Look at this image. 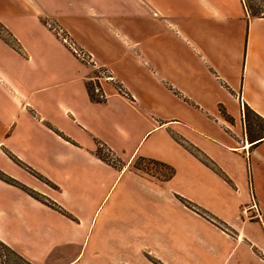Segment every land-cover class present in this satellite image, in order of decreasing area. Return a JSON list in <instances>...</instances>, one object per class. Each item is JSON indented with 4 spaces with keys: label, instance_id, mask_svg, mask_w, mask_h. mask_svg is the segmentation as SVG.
Wrapping results in <instances>:
<instances>
[{
    "label": "crops",
    "instance_id": "obj_1",
    "mask_svg": "<svg viewBox=\"0 0 264 264\" xmlns=\"http://www.w3.org/2000/svg\"><path fill=\"white\" fill-rule=\"evenodd\" d=\"M0 5V27L14 37L34 29L51 45L53 65L49 73L19 74L28 94L36 95L35 105L27 103L25 121L16 132L12 126L8 129L10 123L0 124V143H36L38 137L48 136L68 152L48 156L49 172L36 168L51 188L8 173L14 181L70 215L75 213L66 196L91 220L102 211L104 231L120 240L129 238L136 251L146 249L158 264H190L191 259L200 264L183 240L189 235L187 221L203 218L163 195L165 190L153 178L147 176L149 181L131 166L136 158L158 161L159 144L168 143L172 151L190 156L178 145L180 139L228 168L237 169L241 163L245 172L251 169V192L241 193L238 207L253 205L256 212L247 210L248 218L260 219L264 228V17H250L242 0H0ZM44 22L56 23L96 64L109 70L112 82H101L104 101L90 96L92 69L49 32H42ZM0 46L7 48L1 35ZM44 80L52 84L39 87ZM113 84L120 85L125 96ZM98 145L121 160L115 166L119 169L97 157ZM27 147L41 159L34 145ZM114 174L129 175L153 196L161 194L186 220L179 231L157 230L155 201H148L145 212L135 201L121 206L120 199L104 208ZM250 197L254 204L248 206ZM44 218L49 222L43 224ZM54 222L75 225L0 181L2 244L14 248L30 232L51 236L49 246L54 248L61 245ZM141 239L149 245L138 244ZM158 243L162 251L155 248Z\"/></svg>",
    "mask_w": 264,
    "mask_h": 264
},
{
    "label": "rangeland",
    "instance_id": "obj_2",
    "mask_svg": "<svg viewBox=\"0 0 264 264\" xmlns=\"http://www.w3.org/2000/svg\"><path fill=\"white\" fill-rule=\"evenodd\" d=\"M250 1L255 2V0ZM45 23L54 24L44 22L45 29L42 32H49L56 39ZM17 24L19 23H15ZM0 35L7 47L0 46V124L6 126L10 123L8 129L12 126L11 131L16 132L21 123L25 121L26 107L28 104L34 106L36 97V95L28 94L29 91L24 89L18 76L19 74L29 76L40 72H51L53 69L52 49L49 42L44 40L40 34H35L34 29L31 28L26 30L22 37H14L11 31L0 27ZM51 84V80H44L38 86L46 87ZM34 87L37 88V86ZM176 141L190 156L172 151L168 143L159 144L161 146L157 150L160 156L158 161L136 158L131 166L139 169L146 177L153 178L154 184L165 190L163 195L179 202V198L188 201L192 210L206 220L204 222L203 219L202 221L187 219L188 228L186 227L185 230L189 235L183 240L186 248L196 252L200 264H264L263 223L260 219L254 221L248 218L250 212L246 211L254 210L253 205L251 208H245L242 203V207H238L242 201L241 193L244 195L247 189L251 192V169L248 168L245 172V167L242 169L241 163L237 169L228 168L223 162L214 160L215 157L210 158V154L206 155L180 139ZM31 145L38 150L41 159L33 157L30 148L27 147ZM97 148L99 150H96L102 153L98 146ZM56 152L68 155L65 149L60 148L56 141L48 136L38 137L36 143L22 144L14 140L10 142L2 140L0 143V174L14 180L9 176L8 173H10L20 178L21 181L36 182L51 188L50 182L36 168L49 172L47 158L49 155H56ZM191 156L196 158V161ZM111 158L113 161L109 165L115 168L118 161L120 164V159L117 160L112 154ZM118 166L116 170L119 169ZM168 169L172 172L170 177H168ZM112 181L114 184L105 199L107 203L104 208L120 199L121 206L135 201L145 212L148 210V201H155L157 230L178 232L180 224L186 221L182 220L176 210L166 203L161 194L153 196L147 188L137 186L136 181L129 175H111L107 185H110ZM151 183H153L152 180ZM80 191L84 193L86 189H83L84 192ZM237 192H240L239 196ZM104 193L103 188L97 197L98 201ZM66 197L64 201L74 211L75 216L65 211L64 216L72 220L75 225L65 226L54 222L58 230L56 242L61 241V245L56 243V246L52 248L49 246L51 236L27 232L24 234L25 237L19 239L17 246L7 247L28 264H158L146 249L136 251L137 248L131 245L132 240L129 238L120 240L115 233L104 231L106 224L102 211L91 220L89 216L84 215L80 206L76 205L72 199L67 200ZM249 200L248 206L254 204L251 197ZM98 203H95L93 208ZM46 219H43V224L49 222ZM144 223L145 219L141 218L139 224L142 232L147 231ZM134 224L137 225V222ZM68 239L71 243L65 245L64 242ZM164 243L168 246L165 239ZM138 244L149 245L148 240L144 239L138 240ZM155 248L160 251L163 249L159 243L155 244ZM3 254L0 252V264H26L8 254L2 258ZM190 264L197 263L191 259Z\"/></svg>",
    "mask_w": 264,
    "mask_h": 264
},
{
    "label": "built area",
    "instance_id": "obj_3",
    "mask_svg": "<svg viewBox=\"0 0 264 264\" xmlns=\"http://www.w3.org/2000/svg\"><path fill=\"white\" fill-rule=\"evenodd\" d=\"M46 27L54 34L56 39L64 46L66 50L80 63L89 66L93 71V76L91 77V86H90V96L95 101H104L106 95L101 88V82H112L110 72L107 68L100 66L94 62L92 56L85 52L83 49L78 47L70 36L62 30L58 25L45 23ZM115 90L120 94L125 96L124 91L121 89V86L118 84H113ZM98 147L102 150V153L107 157L110 163L113 159L111 158L110 152L103 148L101 145Z\"/></svg>",
    "mask_w": 264,
    "mask_h": 264
},
{
    "label": "trees",
    "instance_id": "obj_4",
    "mask_svg": "<svg viewBox=\"0 0 264 264\" xmlns=\"http://www.w3.org/2000/svg\"><path fill=\"white\" fill-rule=\"evenodd\" d=\"M242 4L244 6V9L246 10V12L248 13V15L252 18H258V17H264V0H255L254 3H252V1L250 0H242ZM98 149V148H97ZM99 150V149H98ZM96 150V155L97 157L108 163V164H111L109 162V160L107 159L106 156H104L102 153H100V151ZM139 159H142L143 158H139ZM149 161V160H147ZM151 161V160H150ZM157 163V162H156ZM163 165V164H162ZM164 166V165H163ZM135 171H139V169H137L136 167H132ZM172 175V172L170 169H168V177H170ZM0 179L8 184H11L23 191H25L26 193H28V195H30L32 198L48 205L49 207L57 210L58 212L62 213L63 215H66L64 213V211H62L60 208H58L57 206H55L54 204H52L51 202L47 201L46 199H44V197L34 193L33 191L25 188L24 186L20 185L19 183H17L16 181L8 178V177H5L4 175L0 174ZM180 202L187 208H192V206L190 205V203L186 200H183L182 198H179ZM0 252L1 253H4L2 255V258H5V254H8L12 257H14L16 260H19V261H22L26 264H28L27 262H25L24 260H22L19 256H17L13 251H11L7 246H5L4 244H2L0 242Z\"/></svg>",
    "mask_w": 264,
    "mask_h": 264
},
{
    "label": "bare ground",
    "instance_id": "obj_5",
    "mask_svg": "<svg viewBox=\"0 0 264 264\" xmlns=\"http://www.w3.org/2000/svg\"><path fill=\"white\" fill-rule=\"evenodd\" d=\"M248 146V145H247Z\"/></svg>",
    "mask_w": 264,
    "mask_h": 264
}]
</instances>
